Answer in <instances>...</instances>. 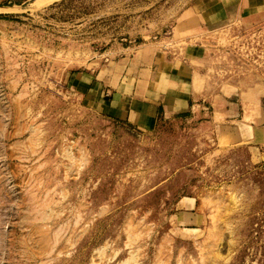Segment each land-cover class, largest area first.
<instances>
[{"label":"rangeland","instance_id":"obj_1","mask_svg":"<svg viewBox=\"0 0 264 264\" xmlns=\"http://www.w3.org/2000/svg\"><path fill=\"white\" fill-rule=\"evenodd\" d=\"M37 1L0 0V264H264V12ZM192 43L201 94L150 128L71 78Z\"/></svg>","mask_w":264,"mask_h":264},{"label":"crops","instance_id":"obj_2","mask_svg":"<svg viewBox=\"0 0 264 264\" xmlns=\"http://www.w3.org/2000/svg\"><path fill=\"white\" fill-rule=\"evenodd\" d=\"M263 12L264 0H209L196 18L182 20V23L188 24V28L181 24L179 29L187 32L199 25ZM145 51L144 59L132 70L127 66L118 75L108 77L104 83L97 80L99 72L94 76L87 71L73 72L71 78L80 80L89 89L88 93L105 102L101 105L108 113L124 117L139 126L150 128L158 110L166 116L189 112L193 98H199L201 94L197 82L202 73L192 64L198 63L204 56L202 44L186 45L181 55L169 49L153 47H147ZM105 96H110L109 100H105Z\"/></svg>","mask_w":264,"mask_h":264},{"label":"bare ground","instance_id":"obj_3","mask_svg":"<svg viewBox=\"0 0 264 264\" xmlns=\"http://www.w3.org/2000/svg\"><path fill=\"white\" fill-rule=\"evenodd\" d=\"M53 1H56V0H38L37 2H36V4L34 5V7L36 8V6H42V5H44V4H48V3H51V2H53ZM43 7V6H42Z\"/></svg>","mask_w":264,"mask_h":264}]
</instances>
